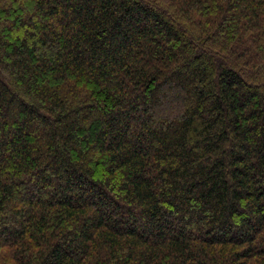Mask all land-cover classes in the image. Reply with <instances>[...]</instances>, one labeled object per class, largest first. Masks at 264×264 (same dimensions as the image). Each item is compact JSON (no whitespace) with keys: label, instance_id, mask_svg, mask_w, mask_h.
<instances>
[{"label":"trees","instance_id":"obj_1","mask_svg":"<svg viewBox=\"0 0 264 264\" xmlns=\"http://www.w3.org/2000/svg\"><path fill=\"white\" fill-rule=\"evenodd\" d=\"M0 264H264V0H0Z\"/></svg>","mask_w":264,"mask_h":264}]
</instances>
